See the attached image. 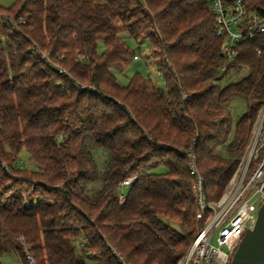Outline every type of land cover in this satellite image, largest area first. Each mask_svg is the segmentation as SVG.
Masks as SVG:
<instances>
[{"label": "trees", "instance_id": "1", "mask_svg": "<svg viewBox=\"0 0 264 264\" xmlns=\"http://www.w3.org/2000/svg\"><path fill=\"white\" fill-rule=\"evenodd\" d=\"M245 3L264 20V0ZM215 27L207 0L0 6V258L10 241L22 264H178L200 227L190 155L219 200L264 110V34L230 58ZM129 37L150 44L165 88L119 82Z\"/></svg>", "mask_w": 264, "mask_h": 264}, {"label": "built area", "instance_id": "2", "mask_svg": "<svg viewBox=\"0 0 264 264\" xmlns=\"http://www.w3.org/2000/svg\"><path fill=\"white\" fill-rule=\"evenodd\" d=\"M207 1L215 15L216 34L224 38L223 52L230 58L238 54L237 45L241 40L264 34L262 16L250 10L245 0ZM43 56L52 63L46 53ZM190 157V167L195 175L196 218L200 227L178 264H231L245 232L253 227L258 209L264 202V110L252 129L246 153L219 200H208L195 156L191 154ZM131 180L127 178L123 185L127 186ZM123 199L124 194L120 192V200ZM27 258L29 264H36L29 253ZM119 258L127 264L122 256Z\"/></svg>", "mask_w": 264, "mask_h": 264}, {"label": "rangeland", "instance_id": "3", "mask_svg": "<svg viewBox=\"0 0 264 264\" xmlns=\"http://www.w3.org/2000/svg\"><path fill=\"white\" fill-rule=\"evenodd\" d=\"M16 0H0V6L8 7L14 4ZM128 44L130 47L135 51L137 58L135 57V60L131 63V65L124 71L119 72L115 71L117 78L120 83L127 84L129 79L137 72L141 73L146 78L152 79L157 85L161 87H166V82L164 80V77L159 71L157 70L155 66V62L152 58V55L150 54V44L145 41L137 42L133 38L127 39ZM248 70L247 68H241L239 71L236 70H230L229 73L225 76L223 83L227 84L229 82H232L235 79H239L247 74ZM245 105L242 100H236L233 102V104L230 106L232 119H233V128L229 135V140L232 139L233 133H234V126L236 123V120L238 119L239 115L244 111ZM252 134V133H251ZM250 140V138H249ZM217 152L221 154H225L226 148L225 146L219 147ZM20 165L22 166H34L33 162H31L29 159H27L26 156L21 157ZM99 163L103 164V158L100 156ZM163 170V169H160ZM128 191L127 186H123L122 192L126 194ZM200 225V222H199ZM215 242V239H214ZM14 244L10 241L6 242V251L0 258L1 264H22L19 255L14 251Z\"/></svg>", "mask_w": 264, "mask_h": 264}, {"label": "water", "instance_id": "4", "mask_svg": "<svg viewBox=\"0 0 264 264\" xmlns=\"http://www.w3.org/2000/svg\"><path fill=\"white\" fill-rule=\"evenodd\" d=\"M231 264H264V202L258 209L253 227L245 232Z\"/></svg>", "mask_w": 264, "mask_h": 264}]
</instances>
